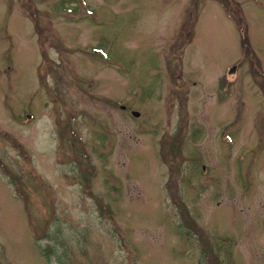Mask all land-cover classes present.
I'll use <instances>...</instances> for the list:
<instances>
[{"label": "rangeland", "instance_id": "rangeland-1", "mask_svg": "<svg viewBox=\"0 0 264 264\" xmlns=\"http://www.w3.org/2000/svg\"><path fill=\"white\" fill-rule=\"evenodd\" d=\"M226 1L0 0V264H264V0Z\"/></svg>", "mask_w": 264, "mask_h": 264}, {"label": "trees", "instance_id": "trees-1", "mask_svg": "<svg viewBox=\"0 0 264 264\" xmlns=\"http://www.w3.org/2000/svg\"><path fill=\"white\" fill-rule=\"evenodd\" d=\"M73 133H75L74 131H72ZM174 138V137H173ZM174 141H172L171 143L174 144L175 146L173 147V151L179 153V146H178V142L176 140V138L173 139ZM47 255H49L50 253H52L51 249H48V251L45 252Z\"/></svg>", "mask_w": 264, "mask_h": 264}, {"label": "water", "instance_id": "water-1", "mask_svg": "<svg viewBox=\"0 0 264 264\" xmlns=\"http://www.w3.org/2000/svg\"><path fill=\"white\" fill-rule=\"evenodd\" d=\"M133 113H135L136 115H139L140 113L139 112H137V111H134Z\"/></svg>", "mask_w": 264, "mask_h": 264}]
</instances>
